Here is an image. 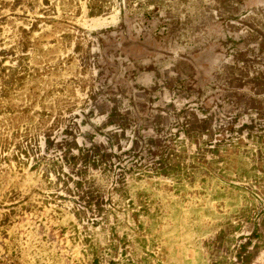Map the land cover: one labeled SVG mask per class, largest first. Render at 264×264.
Here are the masks:
<instances>
[{"label":"rangeland","instance_id":"1","mask_svg":"<svg viewBox=\"0 0 264 264\" xmlns=\"http://www.w3.org/2000/svg\"><path fill=\"white\" fill-rule=\"evenodd\" d=\"M0 264H264V0H0Z\"/></svg>","mask_w":264,"mask_h":264}]
</instances>
